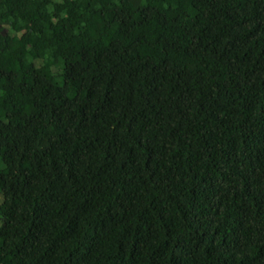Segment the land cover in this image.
Instances as JSON below:
<instances>
[{
  "label": "trees",
  "instance_id": "obj_1",
  "mask_svg": "<svg viewBox=\"0 0 264 264\" xmlns=\"http://www.w3.org/2000/svg\"><path fill=\"white\" fill-rule=\"evenodd\" d=\"M0 264H264V0H0Z\"/></svg>",
  "mask_w": 264,
  "mask_h": 264
}]
</instances>
